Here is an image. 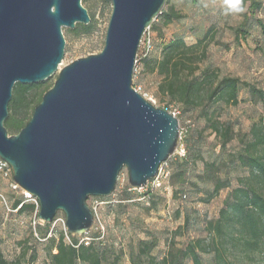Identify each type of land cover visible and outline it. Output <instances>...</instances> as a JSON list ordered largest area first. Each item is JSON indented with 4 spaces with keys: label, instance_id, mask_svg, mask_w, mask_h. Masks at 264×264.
I'll return each mask as SVG.
<instances>
[{
    "label": "water",
    "instance_id": "95a60500",
    "mask_svg": "<svg viewBox=\"0 0 264 264\" xmlns=\"http://www.w3.org/2000/svg\"><path fill=\"white\" fill-rule=\"evenodd\" d=\"M100 53L59 70L62 30L90 23L81 0H0V160L20 193L39 203L38 219L58 212L71 236L87 234L89 197L106 198L126 169L128 187L143 189L180 143L179 121L133 88L143 36L166 0H110ZM52 87L15 135L4 122L15 84Z\"/></svg>",
    "mask_w": 264,
    "mask_h": 264
},
{
    "label": "rangeland",
    "instance_id": "374dc122",
    "mask_svg": "<svg viewBox=\"0 0 264 264\" xmlns=\"http://www.w3.org/2000/svg\"><path fill=\"white\" fill-rule=\"evenodd\" d=\"M261 3L260 11H257L254 19L251 20L249 36L245 41L236 44L232 29L241 22L242 16L225 15L226 9L222 0H201V6L194 5L187 0H170V5L181 14L182 18L163 28L161 35L149 32L148 36L153 44V49L147 55L151 59L159 58L161 45L177 37L183 38L187 45H192L202 38L208 28H212L210 37H214V40L222 45L211 43L208 46L207 60L201 64V68L210 66L220 77H237L241 82L264 92V0H261ZM81 5L91 19L92 33L76 36L72 32L73 30L68 28L62 30L65 53L59 70L74 60L98 54L103 48L105 32L112 10L111 1L81 0ZM247 6L248 3L245 5L246 9ZM78 25L83 26L81 24L76 26ZM142 52L140 44L137 57L140 58ZM57 74L58 72L42 82L44 84L43 94L52 87ZM159 81L160 78L157 75L143 69L142 61L135 64L133 88L137 89L139 94L154 106L175 114L179 121L180 142L181 138L200 135L202 139L201 152L206 160H210L213 154L219 152L218 142L209 128V120L223 124L228 122L232 125L234 138L227 145L226 153L242 154L246 144L254 139L253 130L255 127L264 125V101L253 98L247 88L243 86L239 92V103L235 107L227 106L221 102L210 105L201 101L198 107L185 109L178 103L169 102L157 94ZM8 134L14 135L9 132ZM180 147L182 146L179 143L176 152L169 158L168 166H160V186L154 189V207H149L147 199H144V194L148 192L144 188L132 189L125 196L124 192L128 187V174L126 169H123L119 173L115 190L110 196L87 199V205L94 212V223L87 234L76 236L78 241L89 242L94 234H99L101 240L111 245L114 253L119 255L120 260L117 264H130L129 255L131 252H136L138 241L153 238L156 241V246L150 254L156 261H159L167 250L171 233L183 224V214L188 212L190 221L187 230L182 236L173 237L176 247L183 248L187 242L196 238H203L206 243L209 242V236L204 232L205 221L215 220L219 217V211L224 207L223 200L228 190L221 191L218 197L208 204L198 202L199 196L195 195L193 191L185 193V199H181L179 196L173 197V188L165 176L167 169L170 170V173L172 172V162L182 157ZM259 153L264 155V144L259 147ZM222 156L224 155L222 154ZM201 168L202 164L198 162L194 169L195 174L199 173ZM248 176L247 169L236 168L230 173L233 186L238 184V178ZM12 182L11 170L8 178H3L0 175V196L5 199L4 202L0 198V251L8 261L17 260L25 252V256L20 259L21 264H30V255L34 251L36 260L33 264H48L47 252L50 244L46 241L45 236L48 238L50 234L63 231V222H51L48 228L45 225L36 227L40 240L34 238L30 227V218L34 213L28 211L19 215L8 211L11 198L25 199L19 190L11 189ZM205 188L209 189L210 186L206 185ZM125 198L131 201L120 204V201ZM26 202L33 204L32 201ZM120 205L121 209L118 207ZM117 214L118 216H116ZM56 217L65 221L61 212H58L54 218ZM225 244L229 250L227 257L233 264H264V243L257 251L251 253L243 252L241 247H233L228 238H226ZM212 256V253L206 255L205 261H210ZM112 260L113 257L110 255L108 261L112 262ZM182 264L192 263L190 260H184Z\"/></svg>",
    "mask_w": 264,
    "mask_h": 264
},
{
    "label": "trees",
    "instance_id": "16d2710c",
    "mask_svg": "<svg viewBox=\"0 0 264 264\" xmlns=\"http://www.w3.org/2000/svg\"><path fill=\"white\" fill-rule=\"evenodd\" d=\"M187 1L201 6V0ZM244 2L245 5L248 3L247 11L242 15L241 22L232 29L236 44L245 41L249 36L251 20L262 7L261 0H244ZM181 18V14L170 5V0H166L160 14L151 24L149 32L161 35L163 28ZM72 32L76 36L89 35L92 33V24L75 26ZM211 35L212 28H208L202 38L192 45H187L181 37L173 38L161 45L160 56L157 59L148 57L147 54L151 51L144 53L142 43L146 38L145 35L141 42L142 55L140 58L138 56L136 61H142L144 70L160 78L157 85L159 96L169 102L178 103L185 109L196 108L201 101L210 105L221 102L235 107L239 103L238 97L242 86L247 88L253 98L264 101V92L260 89L241 82L237 77H220L210 66L201 68V64L207 60L208 46L211 43L222 45L215 41L214 37H210ZM151 46L153 49L152 42ZM43 86V83L14 85L8 104V117L4 122L7 132L15 135L27 124L33 109L41 101ZM263 127L264 125L255 127L254 139L246 144L242 154L226 153L227 145L234 138L232 125L228 122L223 124L209 120V128L214 133L219 146V152L213 154L210 160H206L201 152L200 135L181 138L180 145L184 149V155L172 162V172L167 169L165 176L173 188V197L179 196L185 199V193L193 191L199 196L198 202L208 204L218 197L221 191L228 190L223 200L224 207L219 211L217 219L205 221L204 232L209 236V242L206 243L203 238H196L187 242L183 248L176 247L173 237L182 236L189 226L190 215L186 212L183 214V224L171 233L167 250L159 261L150 254L156 246V241L148 238L138 241L136 252H131L129 255L130 264H182L184 260H190L192 264H233L227 257L229 250L225 244L226 238L233 247H241L243 252L251 253L259 249L264 243V155L259 153V147L264 144ZM198 162H201L202 168L195 174L194 169ZM168 163H170L169 159L162 163L161 167L168 166ZM236 168L247 169L249 176L238 178V184L233 186L230 173ZM206 185L210 188H205ZM131 190L130 187H126L125 196ZM147 190L144 199H147L149 207H154L155 191ZM0 198L5 202L3 196ZM130 201L125 198L120 204ZM118 207L121 209L122 206ZM8 211L21 215L28 211L34 213L35 207L33 204H27L25 199L11 198ZM42 225L47 228L49 226L47 223ZM30 227L32 236L40 240L38 234V237L34 236L31 223ZM232 233L234 234L231 235ZM45 239L50 244L47 252L48 264H117L120 260L112 246L101 240L99 234H94L89 242H79L76 236H71L63 230L50 234L48 238L45 236ZM209 253L213 256L210 261H205L204 257ZM110 255L113 257L112 262L108 261ZM24 256L25 252L17 260L8 261L0 251V264H21L20 259ZM35 260L36 253L33 251L30 255V264Z\"/></svg>",
    "mask_w": 264,
    "mask_h": 264
},
{
    "label": "built area",
    "instance_id": "2783aa9c",
    "mask_svg": "<svg viewBox=\"0 0 264 264\" xmlns=\"http://www.w3.org/2000/svg\"><path fill=\"white\" fill-rule=\"evenodd\" d=\"M145 35H146V38L144 39V42L142 44H143V48H144V53L147 54L152 49L151 42H150V39H149V36H148L149 35V28L147 29ZM136 63H137V61H136ZM134 90L137 93H139L137 91V89L134 88ZM172 115L175 116V114H172ZM180 151H181V156H183L184 155L183 154L184 151H183L182 147H180ZM9 173H10V170H9V166L7 165V163H5L4 161L0 160V175L3 178H8L9 177ZM160 175H161V167L158 170L157 176L155 178H153L151 181H149L144 189H146V190L147 189H150L151 191H153L155 188L159 187L160 186V182H159ZM11 189L18 191V187L14 184V182H12V184H11ZM21 194L23 195V197L25 198L26 201H32V203H33V205L35 207V211H34V214H33L32 220H31V226H32V228L34 230V236L35 237H38L35 228H36V226L43 224V222H41L38 219V217H37V214H38V211H39V203H38V200L36 198L31 197L29 194H27L25 192H22ZM56 221L63 222L64 230H66V228H65V221H63L61 219H58L56 217V218H54V220L52 221V223H56Z\"/></svg>",
    "mask_w": 264,
    "mask_h": 264
},
{
    "label": "clouds",
    "instance_id": "9594fccd",
    "mask_svg": "<svg viewBox=\"0 0 264 264\" xmlns=\"http://www.w3.org/2000/svg\"><path fill=\"white\" fill-rule=\"evenodd\" d=\"M222 2L226 9L225 15L239 17L247 11L244 0H222Z\"/></svg>",
    "mask_w": 264,
    "mask_h": 264
}]
</instances>
